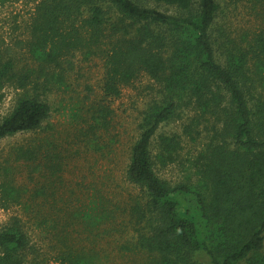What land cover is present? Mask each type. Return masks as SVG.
I'll use <instances>...</instances> for the list:
<instances>
[{"label": "trees", "instance_id": "16d2710c", "mask_svg": "<svg viewBox=\"0 0 264 264\" xmlns=\"http://www.w3.org/2000/svg\"><path fill=\"white\" fill-rule=\"evenodd\" d=\"M247 1L251 26L229 17L241 0H35L14 42L29 63L0 48V99L19 90L0 140L31 134L0 157V209H15L0 264H264V0ZM94 59L96 99L84 84L54 133L48 93ZM141 77L150 96L122 173L133 193L68 178L82 154H112L110 102ZM173 122L179 131H159ZM170 164L181 179L158 174Z\"/></svg>", "mask_w": 264, "mask_h": 264}, {"label": "rangeland", "instance_id": "374dc122", "mask_svg": "<svg viewBox=\"0 0 264 264\" xmlns=\"http://www.w3.org/2000/svg\"><path fill=\"white\" fill-rule=\"evenodd\" d=\"M227 0H222L225 2ZM237 8L229 14L231 21L240 26H251L254 24V16L248 10L249 3L246 0L238 2ZM35 0H11L0 5V48L10 45L13 50H17L15 56L18 58L20 65L29 63L22 49L19 50L14 45L17 39H23L26 36V28L30 21ZM231 9V7H230ZM228 9V10H230ZM76 64L73 72L69 74V89H54L48 93L47 100L51 106L49 122L53 126L54 133H64L70 127L69 109L74 98H81L85 94L84 84L91 86L97 97L98 88L101 82L102 67L99 60L75 61ZM151 82L146 77H141L130 86L122 88L118 98L110 102L113 109L112 114V132L117 134L118 142L113 146V152L109 155H99L88 153L71 162L66 176L72 180H80L85 176L90 180L91 175L102 179L109 184L111 188L119 191L124 195L126 192L133 193L130 186L125 185L122 180V173L127 161L126 150L131 140L134 139L136 132V122L139 111L150 96ZM18 89L6 85L1 89L2 97L0 99V117L5 115L13 105V100ZM179 122H173L163 125L159 131L164 133L179 131ZM31 134H16L0 140V157L6 153L8 147L14 144L24 143ZM120 139V143H119ZM193 152V146L185 142L182 150V157L187 158ZM185 163V162H184ZM79 169V170H78ZM158 174L170 181L181 179V168L177 164H170L157 170ZM15 213V209H0V225L8 217ZM112 252L109 253L111 256ZM117 258V257H112ZM49 264H55L50 262ZM111 264H121V261L114 260Z\"/></svg>", "mask_w": 264, "mask_h": 264}]
</instances>
